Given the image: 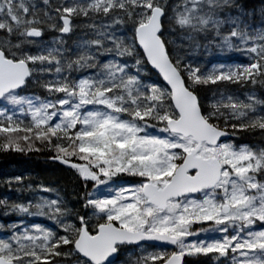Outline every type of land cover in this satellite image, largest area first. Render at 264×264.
<instances>
[{"label":"snow or ice","instance_id":"obj_1","mask_svg":"<svg viewBox=\"0 0 264 264\" xmlns=\"http://www.w3.org/2000/svg\"><path fill=\"white\" fill-rule=\"evenodd\" d=\"M258 90L264 0H0V153L71 177L0 178V264H264Z\"/></svg>","mask_w":264,"mask_h":264},{"label":"trees","instance_id":"obj_2","mask_svg":"<svg viewBox=\"0 0 264 264\" xmlns=\"http://www.w3.org/2000/svg\"><path fill=\"white\" fill-rule=\"evenodd\" d=\"M244 3L251 6L252 4L259 3V0H244ZM45 39H49L48 36H45ZM69 44L72 43V38H68ZM242 57H239L238 54L230 53L226 56L221 54L211 52L207 56L201 54L202 61L209 62H232L234 60H242ZM258 96L264 99V95L261 94L258 90ZM248 139L255 140V137H248ZM20 174H39L42 177L47 179L56 180L61 184H67L71 188V177L66 173L62 172L59 167L54 165L46 164L43 157H36L35 155L24 156L17 153H0V178L10 177ZM9 194L6 192V189L0 188V195ZM9 195L15 196L14 193ZM0 222L7 223L8 220L4 217H0Z\"/></svg>","mask_w":264,"mask_h":264},{"label":"rangeland","instance_id":"obj_3","mask_svg":"<svg viewBox=\"0 0 264 264\" xmlns=\"http://www.w3.org/2000/svg\"><path fill=\"white\" fill-rule=\"evenodd\" d=\"M39 218H37V220H38Z\"/></svg>","mask_w":264,"mask_h":264}]
</instances>
